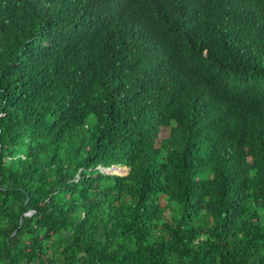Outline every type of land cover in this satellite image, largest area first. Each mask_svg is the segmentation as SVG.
Instances as JSON below:
<instances>
[{
  "label": "trees",
  "instance_id": "16d2710c",
  "mask_svg": "<svg viewBox=\"0 0 264 264\" xmlns=\"http://www.w3.org/2000/svg\"><path fill=\"white\" fill-rule=\"evenodd\" d=\"M0 264H264V0H0Z\"/></svg>",
  "mask_w": 264,
  "mask_h": 264
},
{
  "label": "water",
  "instance_id": "95a60500",
  "mask_svg": "<svg viewBox=\"0 0 264 264\" xmlns=\"http://www.w3.org/2000/svg\"><path fill=\"white\" fill-rule=\"evenodd\" d=\"M123 169H125V168L120 167V166H113L111 168L105 169L104 172L105 173H108V174H114V173H116V174H123L124 173L122 171Z\"/></svg>",
  "mask_w": 264,
  "mask_h": 264
},
{
  "label": "rangeland",
  "instance_id": "374dc122",
  "mask_svg": "<svg viewBox=\"0 0 264 264\" xmlns=\"http://www.w3.org/2000/svg\"><path fill=\"white\" fill-rule=\"evenodd\" d=\"M122 171H123L124 173L126 172V170H125V169H123Z\"/></svg>",
  "mask_w": 264,
  "mask_h": 264
}]
</instances>
